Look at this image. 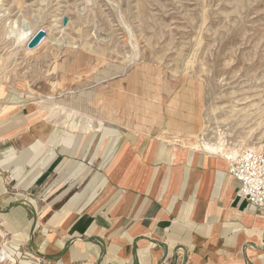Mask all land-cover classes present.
Masks as SVG:
<instances>
[{"label":"rangeland","instance_id":"rangeland-1","mask_svg":"<svg viewBox=\"0 0 264 264\" xmlns=\"http://www.w3.org/2000/svg\"><path fill=\"white\" fill-rule=\"evenodd\" d=\"M0 94L56 132L264 148V0H0ZM11 235L0 264H48Z\"/></svg>","mask_w":264,"mask_h":264},{"label":"crops","instance_id":"crops-1","mask_svg":"<svg viewBox=\"0 0 264 264\" xmlns=\"http://www.w3.org/2000/svg\"><path fill=\"white\" fill-rule=\"evenodd\" d=\"M5 99L0 224L37 259L264 264V211L237 196L225 154L150 134L56 132Z\"/></svg>","mask_w":264,"mask_h":264},{"label":"built area","instance_id":"built-area-1","mask_svg":"<svg viewBox=\"0 0 264 264\" xmlns=\"http://www.w3.org/2000/svg\"><path fill=\"white\" fill-rule=\"evenodd\" d=\"M228 173L239 182L237 196L264 211V148L225 154Z\"/></svg>","mask_w":264,"mask_h":264},{"label":"water","instance_id":"water-1","mask_svg":"<svg viewBox=\"0 0 264 264\" xmlns=\"http://www.w3.org/2000/svg\"><path fill=\"white\" fill-rule=\"evenodd\" d=\"M44 36V31L40 30L38 32H36L28 41L27 46L29 48H33L34 46H36L38 44V42L40 41V39Z\"/></svg>","mask_w":264,"mask_h":264},{"label":"bare ground","instance_id":"bare-ground-1","mask_svg":"<svg viewBox=\"0 0 264 264\" xmlns=\"http://www.w3.org/2000/svg\"><path fill=\"white\" fill-rule=\"evenodd\" d=\"M28 35H29V36H28V38H27V42H28V40H30V38L32 37V33L30 32ZM204 147L207 148L208 150H211L212 152L219 151L220 149H222V148H220V147H212V146H210V145H204ZM213 150H214V151H213ZM4 256H5V255H4ZM0 260H1V259H0Z\"/></svg>","mask_w":264,"mask_h":264}]
</instances>
